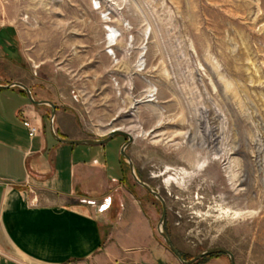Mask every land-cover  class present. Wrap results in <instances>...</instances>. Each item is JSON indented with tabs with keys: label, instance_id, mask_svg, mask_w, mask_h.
Here are the masks:
<instances>
[{
	"label": "rangeland",
	"instance_id": "374dc122",
	"mask_svg": "<svg viewBox=\"0 0 264 264\" xmlns=\"http://www.w3.org/2000/svg\"><path fill=\"white\" fill-rule=\"evenodd\" d=\"M0 23L17 27L36 78L70 97L88 138L133 136L125 153L163 198L182 259L218 247L264 264V0H0ZM125 140L109 141V159L123 205L149 225L140 263L181 264L157 231L159 202L120 155Z\"/></svg>",
	"mask_w": 264,
	"mask_h": 264
},
{
	"label": "crops",
	"instance_id": "0c3cea01",
	"mask_svg": "<svg viewBox=\"0 0 264 264\" xmlns=\"http://www.w3.org/2000/svg\"><path fill=\"white\" fill-rule=\"evenodd\" d=\"M34 69L17 27L0 23V264H141L151 246L149 225L134 204L123 205L121 164L118 155L109 159L113 138L96 146L56 140L51 108L30 103L14 83L55 105L57 137L90 138L70 97L36 78ZM23 120L36 128L33 137ZM108 197L110 206L99 212Z\"/></svg>",
	"mask_w": 264,
	"mask_h": 264
},
{
	"label": "water",
	"instance_id": "95a60500",
	"mask_svg": "<svg viewBox=\"0 0 264 264\" xmlns=\"http://www.w3.org/2000/svg\"><path fill=\"white\" fill-rule=\"evenodd\" d=\"M13 85L21 88L25 92L27 99L29 100L30 103H32L34 105H48L51 108V115L49 118V128H50V131H51L52 135L54 136V138L61 143L83 144V145L96 146V145H103V144L107 143L109 140H111L113 137H117V136L124 137L126 139L125 142L120 147V149H121L120 155L126 160V163H128V169H129L130 175L132 176V179L134 180V182L137 183L139 186H141L143 189H145L149 194H151L159 202L161 209H162V212H161L160 219L158 221L157 231L160 234V236L162 237L164 243H166L165 245H167V248L175 255V257L181 262V264H193L196 261H198L199 259L206 257V256L213 255V254L226 255L229 258L230 264H234L233 255L228 250L223 249V248H218V247L209 248L208 250L206 249V250L198 253L197 255H195V257H193L189 260L182 259L180 253L173 246L170 238L168 237L167 233L163 229V223H164L165 215H166V206H165V202H164L163 198L161 197V195L158 192H155L151 188V186H149L145 182L140 181L137 178V176L134 173V169H133V165H132V162L130 160V157L125 153V149L133 141V136L130 133L125 132L124 130L119 129V128H114V129L109 130L107 132V134L105 135V137L102 139H86V140H79V141L61 139L55 135V132L53 130V117L55 114V111H54L55 105L52 102L46 101V100H41V101L34 100L31 96L29 89L26 86L22 85L21 83H14Z\"/></svg>",
	"mask_w": 264,
	"mask_h": 264
},
{
	"label": "built area",
	"instance_id": "2783aa9c",
	"mask_svg": "<svg viewBox=\"0 0 264 264\" xmlns=\"http://www.w3.org/2000/svg\"><path fill=\"white\" fill-rule=\"evenodd\" d=\"M33 74L35 75L36 72L33 71ZM23 126L27 129L28 132V136L29 137H33L36 134V128L31 124V122L29 120H23L22 122ZM82 203H87L88 205H94L95 202L91 201V200H81ZM111 204V200L110 198H105L103 200V203L99 206L98 211L102 212L104 210H106Z\"/></svg>",
	"mask_w": 264,
	"mask_h": 264
},
{
	"label": "bare ground",
	"instance_id": "6f19581e",
	"mask_svg": "<svg viewBox=\"0 0 264 264\" xmlns=\"http://www.w3.org/2000/svg\"><path fill=\"white\" fill-rule=\"evenodd\" d=\"M107 32H110V33H115V30L113 29V28H111V27H108V29H107ZM114 37V36H113ZM112 37V38H113ZM109 40V39H108ZM114 45V39L112 40L111 38H110V41H109V46H113ZM142 65V64H141ZM151 91H152V89H151ZM152 93V92H151ZM155 95V93L153 92V94H152V96H154ZM203 143H205V141L204 140H201L199 143H198V145L199 146H201ZM203 167H205V162L203 163V164H201V166L199 167V169H202ZM228 171V170H227ZM233 172V171H232ZM228 175V174H227ZM232 183V182H231Z\"/></svg>",
	"mask_w": 264,
	"mask_h": 264
},
{
	"label": "trees",
	"instance_id": "16d2710c",
	"mask_svg": "<svg viewBox=\"0 0 264 264\" xmlns=\"http://www.w3.org/2000/svg\"><path fill=\"white\" fill-rule=\"evenodd\" d=\"M214 255H218V254H213V255H210V256H206V257H211V256H214ZM206 257H205V258H206Z\"/></svg>",
	"mask_w": 264,
	"mask_h": 264
}]
</instances>
